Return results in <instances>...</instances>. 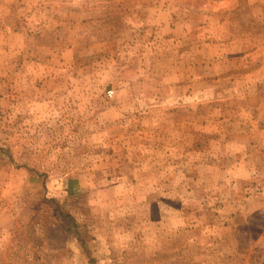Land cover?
<instances>
[{
    "label": "rangeland",
    "instance_id": "374dc122",
    "mask_svg": "<svg viewBox=\"0 0 264 264\" xmlns=\"http://www.w3.org/2000/svg\"><path fill=\"white\" fill-rule=\"evenodd\" d=\"M0 264H264V0H0Z\"/></svg>",
    "mask_w": 264,
    "mask_h": 264
},
{
    "label": "built area",
    "instance_id": "2783aa9c",
    "mask_svg": "<svg viewBox=\"0 0 264 264\" xmlns=\"http://www.w3.org/2000/svg\"><path fill=\"white\" fill-rule=\"evenodd\" d=\"M113 93V91L112 90H109V94L111 95Z\"/></svg>",
    "mask_w": 264,
    "mask_h": 264
}]
</instances>
